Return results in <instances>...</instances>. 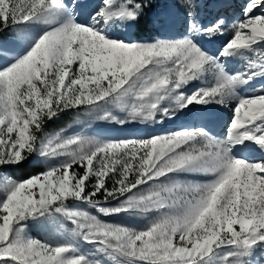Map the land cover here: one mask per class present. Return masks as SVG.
Returning <instances> with one entry per match:
<instances>
[{
    "label": "snow or ice",
    "instance_id": "obj_1",
    "mask_svg": "<svg viewBox=\"0 0 264 264\" xmlns=\"http://www.w3.org/2000/svg\"><path fill=\"white\" fill-rule=\"evenodd\" d=\"M182 5L188 35L145 40L151 0H0V264H264V0L207 26ZM209 105L222 137L155 130ZM69 113L130 134L46 130Z\"/></svg>",
    "mask_w": 264,
    "mask_h": 264
},
{
    "label": "rangeland",
    "instance_id": "obj_2",
    "mask_svg": "<svg viewBox=\"0 0 264 264\" xmlns=\"http://www.w3.org/2000/svg\"><path fill=\"white\" fill-rule=\"evenodd\" d=\"M198 7L196 9L198 13V19L201 26L210 25L217 14L226 13L229 17L234 14H239L238 7H232L224 9L220 7L223 0H195ZM229 3L233 5H239L243 3V0H228ZM159 4V9H156L154 14H152V19L160 18V23L154 27L157 32V36L152 35L150 38L145 40H151L156 38H182L188 35L189 21L186 15V10L182 5V0H157ZM177 21V24L175 22ZM199 38V37H194ZM224 41L222 39L213 38L211 41H203L204 46L211 53H216ZM228 68L230 70H235L239 65L238 63H228ZM261 81H257L259 84ZM198 83V82H193ZM203 106H194L191 112L185 110L184 113L180 114L179 117H192L191 123L184 126L178 125L172 128H166V123L164 125L155 126V130L160 131H178L184 128H206L211 135L215 137H222L226 134V127L228 118L231 115L230 110L222 109L220 106L209 105L207 109H203ZM231 107V106H230ZM178 117V118H179ZM74 114H61V118L55 122L50 121L46 126V130L50 134L65 130V135H73L75 133H82L89 136H103V137H123L129 135V132L122 131L118 125L108 124L103 121H94L90 125L88 124H76L73 122ZM194 121V122H192ZM222 122V123H221ZM225 124V125H224ZM71 125V127H69ZM223 126V127H222ZM131 128V133L137 136H143L146 133L143 129L148 128L146 125H137ZM115 223H123L129 226L142 227L145 221L142 218H125L114 217ZM55 227V226H54Z\"/></svg>",
    "mask_w": 264,
    "mask_h": 264
},
{
    "label": "trees",
    "instance_id": "obj_3",
    "mask_svg": "<svg viewBox=\"0 0 264 264\" xmlns=\"http://www.w3.org/2000/svg\"><path fill=\"white\" fill-rule=\"evenodd\" d=\"M156 9H159V4L157 3V0H151V6L146 10L145 17L142 18L140 25L135 30L137 35L142 39L150 38L152 35L157 36V32L155 31L154 27H156L160 23V19H152V14L156 11ZM42 170L41 167H34V166H25L24 168L17 169L10 174L13 176L14 179L17 180H23L28 178V176L39 172ZM93 211V214L95 213V210ZM102 219L109 220L111 222H115L114 217H102ZM56 234V229L54 226L49 225L44 228H35L32 229V235L44 239L46 237H51Z\"/></svg>",
    "mask_w": 264,
    "mask_h": 264
},
{
    "label": "bare ground",
    "instance_id": "obj_4",
    "mask_svg": "<svg viewBox=\"0 0 264 264\" xmlns=\"http://www.w3.org/2000/svg\"><path fill=\"white\" fill-rule=\"evenodd\" d=\"M175 24H177V21L175 22ZM191 120H192V117L191 116H189V117H183V118H176V119H173V120H171V121H168L167 123H166V128H168V126H170V125H172V124H177V126L178 125H182V126H184V124L185 125H187L188 124V126L187 127H189V123H191ZM192 122H194V121H192ZM222 123V122H221ZM225 125V124H224ZM223 127V126H222Z\"/></svg>",
    "mask_w": 264,
    "mask_h": 264
}]
</instances>
